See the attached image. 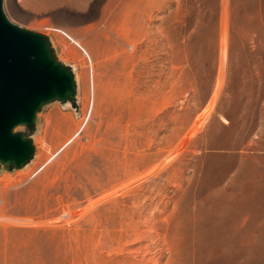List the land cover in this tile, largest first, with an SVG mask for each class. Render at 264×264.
I'll use <instances>...</instances> for the list:
<instances>
[{
  "label": "rangeland",
  "instance_id": "374dc122",
  "mask_svg": "<svg viewBox=\"0 0 264 264\" xmlns=\"http://www.w3.org/2000/svg\"><path fill=\"white\" fill-rule=\"evenodd\" d=\"M3 7L80 81L0 163V264H264V0Z\"/></svg>",
  "mask_w": 264,
  "mask_h": 264
},
{
  "label": "water",
  "instance_id": "95a60500",
  "mask_svg": "<svg viewBox=\"0 0 264 264\" xmlns=\"http://www.w3.org/2000/svg\"><path fill=\"white\" fill-rule=\"evenodd\" d=\"M3 4L0 0V163L16 171L37 145L15 130L32 126L48 102L76 101V79L51 56L45 37L10 21Z\"/></svg>",
  "mask_w": 264,
  "mask_h": 264
},
{
  "label": "bare ground",
  "instance_id": "6f19581e",
  "mask_svg": "<svg viewBox=\"0 0 264 264\" xmlns=\"http://www.w3.org/2000/svg\"><path fill=\"white\" fill-rule=\"evenodd\" d=\"M128 1V0H127ZM126 7H128V8H130V6L129 5H127ZM129 10H131V9H129ZM128 10V11H129ZM125 13H127V11L125 12ZM130 13V12H129ZM129 13H127L128 14V16H129ZM131 14V13H130ZM128 16H126V17H128ZM131 17V16H130ZM128 19H129V17H128ZM125 22V21H124ZM125 26V25H124ZM124 29H126V28H124ZM122 31H123V29H122ZM124 32V31H123ZM127 32V31H126ZM126 38H127V36H126ZM132 38V37H131ZM125 40H127V39H125ZM131 41H133V38H132V40ZM126 43H127V41H125ZM80 81V77L79 78H77L76 79V82H79ZM74 135V134H73ZM39 146V145H38ZM37 147V146H36ZM42 150V149H41ZM50 157V156H49ZM48 158V157H47ZM52 159V158H51ZM51 159H49V160H51ZM47 166V165H46Z\"/></svg>",
  "mask_w": 264,
  "mask_h": 264
},
{
  "label": "built area",
  "instance_id": "2783aa9c",
  "mask_svg": "<svg viewBox=\"0 0 264 264\" xmlns=\"http://www.w3.org/2000/svg\"><path fill=\"white\" fill-rule=\"evenodd\" d=\"M64 35H65L67 38H69L70 40H72L71 37L68 36L67 34L64 33ZM78 46H79V45H78ZM79 47H80V46H79ZM80 48H81V47H80ZM81 49H82V51L84 52V54L87 55L86 51H85L83 48H81Z\"/></svg>",
  "mask_w": 264,
  "mask_h": 264
}]
</instances>
